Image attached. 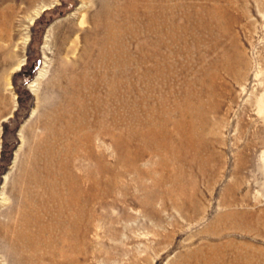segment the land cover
Masks as SVG:
<instances>
[{
	"label": "rangeland",
	"instance_id": "obj_1",
	"mask_svg": "<svg viewBox=\"0 0 264 264\" xmlns=\"http://www.w3.org/2000/svg\"><path fill=\"white\" fill-rule=\"evenodd\" d=\"M10 13L0 229L34 227L0 264H41L44 224L45 264H264V0H0ZM43 98L45 124L62 98L78 122L54 167L81 164L44 197L26 189Z\"/></svg>",
	"mask_w": 264,
	"mask_h": 264
},
{
	"label": "bare ground",
	"instance_id": "obj_2",
	"mask_svg": "<svg viewBox=\"0 0 264 264\" xmlns=\"http://www.w3.org/2000/svg\"><path fill=\"white\" fill-rule=\"evenodd\" d=\"M9 8H10V6H9ZM40 9L42 11L44 9V7H41ZM12 15H13V13H10L8 16H6L4 23H3L4 25H0V39L4 43L10 42L11 37H12V25H11L12 24ZM33 19L34 18H31L30 24L33 22ZM26 41L25 40L23 41V43L20 45V48H23V46L26 44ZM2 53L3 54L9 53L8 52V46L7 47H3V45L0 46V55H2ZM9 57H11V55H9ZM23 63H24V58L20 59L19 63L16 66V70H18L19 67ZM10 64H11V62L9 61L8 65H10ZM5 70H6V73L9 71V69H4L3 73ZM40 75L41 74H39L36 77L35 82L31 85V87H33L32 91L33 92L35 91L34 94L37 92L36 91L37 89L35 88V83H37L38 82L37 80L40 79V77H41ZM62 101H63V103L59 102L56 105L59 107V109H57V111L53 110L52 114L48 115L47 123L45 124V98H43V103H41L40 105H41V108L43 109L44 113H43V116L41 117L40 122L38 123L40 126V129H41V132H39V133L36 132L33 134V137L36 139L38 138L39 140H38V142L32 143L34 150L31 153L32 157L29 160L30 165H29V169L27 172V175L30 176L31 182H30V186L27 185L28 187H26V189H31L33 187L35 188V187L42 185L41 193L43 194V197L45 196V178H47L48 182L51 185L54 182L53 177H55L56 174H60L61 180H60L59 184L61 186L71 185V187H72L71 190H74L76 188V181L78 180V173L76 172V169H79V168L81 169V167H80L81 164H80L79 159L78 158L74 159L76 154L71 155L72 157H70V154H69L68 159L66 158L67 157L66 156L65 157L66 162L61 167H59V166L57 168L54 167V164H55L54 160L56 157V140L58 139V137H60L61 135H63L65 137V133L67 132V130H68V133L71 134L73 137H76L77 133L79 132L78 122H73V124H72L73 117L70 115V113L72 114V112L69 110L70 107L68 108V104L70 102H67L65 98H62ZM258 104L260 107V111L264 112V94L260 97ZM45 129H46V132H45ZM68 139H70L69 136H68ZM59 146L60 145H58V152H61L62 148H60ZM30 166H31V169H30ZM23 205H24V203H23ZM29 205H31V204H29ZM28 210H29V208H28ZM43 210L45 211V201H44ZM23 211H25L24 208H23ZM38 217L39 216H37V218ZM12 226L14 228L13 232L5 231L4 229H3L4 230L3 231L0 229V240L2 241V243L4 245H7L8 247H10L12 249L11 255H13L15 252L17 254H20V253H22V251L24 249H26L28 247V244H30V236H31L30 232L33 231L32 228L34 227V225L27 218H25L24 215L23 216L21 215V217H17L13 220ZM39 228H41V229H38V227L36 228V230H37L36 233L42 232L41 234H43L42 236H44V239H43L44 251L41 252V253H43L41 256L42 257L41 258V260H42L41 264H45V262H44L45 261V224H44V226H42V227L40 226ZM34 242H36V241H34ZM29 250L31 251V249H29ZM30 251H29V253H30ZM25 255H26V253H25ZM23 256H22V259H23ZM13 257H15V256L13 255ZM17 261L18 260L16 259L15 262L18 263Z\"/></svg>",
	"mask_w": 264,
	"mask_h": 264
}]
</instances>
